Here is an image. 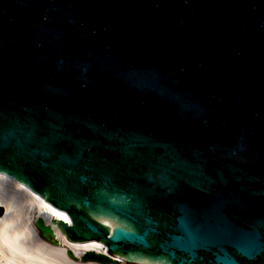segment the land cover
<instances>
[{"label":"water","instance_id":"95a60500","mask_svg":"<svg viewBox=\"0 0 264 264\" xmlns=\"http://www.w3.org/2000/svg\"><path fill=\"white\" fill-rule=\"evenodd\" d=\"M0 172L126 261L264 264V0H0Z\"/></svg>","mask_w":264,"mask_h":264},{"label":"bare ground","instance_id":"6f19581e","mask_svg":"<svg viewBox=\"0 0 264 264\" xmlns=\"http://www.w3.org/2000/svg\"><path fill=\"white\" fill-rule=\"evenodd\" d=\"M0 207L4 211L0 214V264H127L118 258L112 263L85 259V253L107 254L106 247L97 240H68L53 224L55 219L67 220V214L2 173ZM40 218L53 227L56 244L44 239L35 227Z\"/></svg>","mask_w":264,"mask_h":264},{"label":"rangeland","instance_id":"374dc122","mask_svg":"<svg viewBox=\"0 0 264 264\" xmlns=\"http://www.w3.org/2000/svg\"><path fill=\"white\" fill-rule=\"evenodd\" d=\"M39 233H40V232H39ZM87 254H88V253H85L83 257H86V256H87ZM117 263H118V262H117ZM120 263H121V262H119V264H120ZM127 264H129V263H127Z\"/></svg>","mask_w":264,"mask_h":264}]
</instances>
